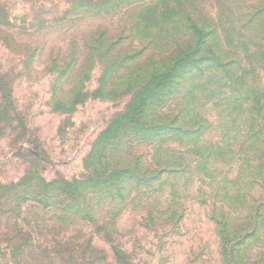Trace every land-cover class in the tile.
<instances>
[{"label": "rangeland", "instance_id": "1", "mask_svg": "<svg viewBox=\"0 0 264 264\" xmlns=\"http://www.w3.org/2000/svg\"><path fill=\"white\" fill-rule=\"evenodd\" d=\"M190 21L234 83L172 79ZM245 82L264 93V0H0V264H264V100L231 98Z\"/></svg>", "mask_w": 264, "mask_h": 264}, {"label": "trees", "instance_id": "2", "mask_svg": "<svg viewBox=\"0 0 264 264\" xmlns=\"http://www.w3.org/2000/svg\"><path fill=\"white\" fill-rule=\"evenodd\" d=\"M185 1L187 2V0H185ZM242 21H244V22H242L244 25L246 23L250 24L251 22H253L252 19H248L247 21L246 20H242ZM191 25H192V34L195 38L194 42H193V43H195L194 47L196 49V51H195L196 54L194 56L195 58L191 61H188L187 63H184L181 71L172 70V79L186 75L193 68L202 69L205 66V68H211L212 70L217 71L219 73V75H222L223 79H226L228 81V82H225V86H227V83H230V84L234 83L236 77L234 74H232L233 73L232 72L233 64L230 63L229 61L221 62L220 58L215 53H213L211 51L212 50V47L210 46L211 45V41H210L211 34H209L210 36L208 35L209 30H206V31L203 30L201 26L193 23V21L191 22ZM203 32L205 33L206 38H202V37H205ZM203 48H205V52H201V50ZM161 63H163V61ZM185 65H189V66H185ZM175 72H178L180 74L175 76ZM211 79H216V77L215 76L209 77L207 79L206 83H208V81ZM256 84L257 83H254V82H251V83L245 82L244 85L248 89L242 90V93L229 91L231 98L248 102V100H249L248 97H250V95H252V96H254L255 99H258V96H259L261 100H264V93L258 92L257 89H253V85H256ZM162 87H163V82H160V81L159 82L158 81L157 82L150 81V82L142 85V87L139 90V95H138V98L136 99L135 103L142 104L143 100L146 97H148L147 95L149 94L150 91L155 90V89L161 90ZM195 87H197V85H195V84L186 87V93L188 92V90L190 92L192 89H195ZM178 88H180V84H179ZM250 89H252L254 92L251 91ZM178 91H179V89H178ZM248 103L251 104L252 101H249ZM248 112H249V116L251 118H253L254 114H256V115L259 114V111L257 110V108L253 109V110L248 109ZM179 127L182 129L183 132L180 133L181 130L179 128H176V131L178 133H180L178 135L182 136V139H187V138L193 136L194 133L198 132V128H189L188 129V128L182 127L181 125H179ZM114 252H115V254H114L115 257L118 258L119 260H120V258H123V259L125 258V255L122 254L121 252H119L117 250H114Z\"/></svg>", "mask_w": 264, "mask_h": 264}]
</instances>
